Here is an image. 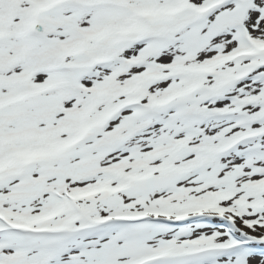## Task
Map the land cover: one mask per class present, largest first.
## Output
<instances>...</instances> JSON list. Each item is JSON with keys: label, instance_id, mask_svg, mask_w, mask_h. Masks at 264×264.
<instances>
[{"label": "snow or ice", "instance_id": "6c2138e0", "mask_svg": "<svg viewBox=\"0 0 264 264\" xmlns=\"http://www.w3.org/2000/svg\"><path fill=\"white\" fill-rule=\"evenodd\" d=\"M0 264H264V0H0Z\"/></svg>", "mask_w": 264, "mask_h": 264}]
</instances>
